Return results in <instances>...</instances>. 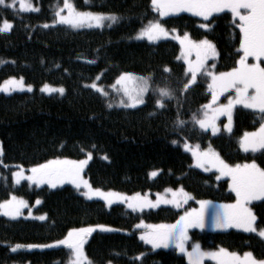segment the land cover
<instances>
[{"label": "trees", "instance_id": "trees-1", "mask_svg": "<svg viewBox=\"0 0 264 264\" xmlns=\"http://www.w3.org/2000/svg\"><path fill=\"white\" fill-rule=\"evenodd\" d=\"M71 2L78 11L118 19L95 28H72L54 23L63 0L34 2L37 12L0 5V23L7 19L13 25L8 32H0V84L10 77H22L35 88L32 92L0 94V203L13 195L26 200L30 207L39 200L33 212L46 217L8 219L0 215V264H69L71 251L67 247L31 250L27 246L48 245L71 229L96 225L115 230L94 232L86 240L84 251L93 264H188L174 249L152 250L136 228L141 221L151 225L173 223L181 209L131 211L121 204L107 207L101 201L87 200L72 186L50 189L26 182L15 185L11 175L16 167L29 169L57 158L81 160L91 152L83 175L93 188L143 194L183 187L194 197L186 207L198 200L233 203L235 196L228 181L193 167L191 156L181 145L212 147L229 165L255 160L264 168V149L243 152L239 146L244 133L257 130L264 122V113L239 107L234 111L230 133L213 136L203 131L192 117L201 116L202 106L210 99L208 77L198 74L196 82L184 91L190 75L186 76L180 60L179 45L172 40L150 43L135 36L150 21H159L179 35L187 33L194 41L207 39L218 53L207 67L216 73L227 72L237 66L242 54L238 51V21L234 22L229 12L208 20L184 13L160 18L151 0ZM122 73L149 78L142 105H116L110 86ZM93 83L108 95L91 88ZM42 85L62 87L64 92L46 95L37 89ZM160 88L172 92L171 99L164 98L163 108L156 104ZM153 171L157 172L155 177L150 175ZM250 208L257 217V227L264 228V200L251 203ZM190 239L204 250L224 248L239 255L251 252L264 260V240L255 233L192 230ZM16 245L22 247L13 251Z\"/></svg>", "mask_w": 264, "mask_h": 264}, {"label": "snow or ice", "instance_id": "snow-or-ice-1", "mask_svg": "<svg viewBox=\"0 0 264 264\" xmlns=\"http://www.w3.org/2000/svg\"><path fill=\"white\" fill-rule=\"evenodd\" d=\"M16 2L17 0H12L11 3H8L7 0H0V5L15 7ZM151 4L161 17L173 13L190 12L195 16L208 20L214 13L229 10L234 22L237 19L239 21L236 24L240 32L238 51L243 54L240 55L237 66L227 72L216 73L207 67V61L218 55L215 45L210 41L207 39L192 41L187 33L184 34L183 38L175 37L180 40L182 46L183 58L187 64L186 76L190 75V79L184 85V91H187L190 85L196 82L198 74L209 77L211 80L208 88L212 92V100L202 106L201 116L198 117L193 114L192 120L195 124H198L201 129L211 127L215 132L217 131L215 123L217 118L220 115L227 114L229 124L225 127L231 131L232 110L235 105L258 109L261 113H264V66H261L262 58H264V0H151ZM19 7L21 11H39L29 0H19ZM65 9L67 14H62ZM117 19L114 15L105 16L102 13L78 11L71 0H63V6L55 12L54 23L66 24L72 28L92 27L93 25L100 27L105 20L116 22ZM12 27V23L4 19L0 23V32H7ZM44 27H48V25L45 24ZM201 27L208 28V24H202ZM168 35L169 32L162 23L150 21L138 34V38L147 37L150 41H154ZM193 53L195 54L194 61L190 58ZM249 57L257 62L248 63ZM211 67L214 68L215 65ZM165 71L170 72L171 70L165 68ZM117 85L120 87L116 88ZM90 86L102 95H108L96 83ZM24 87H27L28 91L32 90L31 85H24L22 77L19 80L10 77L3 84H0V91L8 92L16 88L23 90ZM112 87L116 88L118 92L122 91L126 97V99H121L120 105L136 107L145 102L144 96L150 87L149 78L136 77L131 73H122ZM41 90L47 92L58 91L61 94L64 92L63 88L53 89L49 85H44ZM229 90H234L235 97L229 96L227 104L214 107L219 97ZM158 92L160 98L156 100V104L158 107L163 108L165 107L164 98L171 99L172 92L167 88H160ZM108 107H112V105L109 104ZM178 124L184 125L185 122L178 121ZM176 142L173 141V143ZM240 145L244 151L251 149L255 152L257 149H264V123L260 125L257 132H246L240 140ZM184 147L192 152L198 167L211 164L212 167L217 168L221 176L231 178L230 188L235 193V202L215 206V211L211 214L213 226L220 229L240 228L245 232L257 233L264 238V228L257 227V217L248 207V204L253 200H264V168L259 167L255 160L242 165H229L211 150L200 151L199 145L193 148L185 143ZM0 154H2V148H0ZM91 158L92 153L88 152L87 158L81 160L52 159L33 166L30 169L31 175L25 176L21 169L14 172L13 176L16 183L26 179L36 185L46 183L52 188H56L58 184L68 182L74 185L77 190L83 188L84 191L81 194L88 199L98 196L109 206L114 201L120 200L126 203L132 211L156 208L162 203L172 204L179 209L187 204L189 200L194 199L184 191L183 187L176 190L167 188L165 192L170 193L171 198L157 194L155 201L147 196H142L140 193L127 196L114 191L105 192L100 188H93L91 183L82 175ZM0 163H3V161L0 160ZM207 170L208 168L205 167V171ZM150 175L155 177L157 172L153 171ZM219 178L218 176L217 179ZM37 203H40V201L37 200ZM197 203L200 205L199 208H190L184 211L173 224L145 225L141 221L137 227H143L146 231L140 235V239L146 244H150L153 249L174 245L188 257L189 264H203L205 257L216 260L217 264H264V260L256 259L251 252H245L243 256L235 252H229L224 248H220L218 251L205 252L199 244H193L189 251L185 246L189 240L188 229H202L205 227L209 207L212 204L211 201L206 200H199ZM24 207H27V202L15 195L10 200L0 203V211L4 215L13 218L19 216L21 209ZM45 218L44 215L39 217L41 220ZM96 228L101 231H114V229L105 225L71 229L64 239L55 242V245H65L71 250L70 264H93L84 251V244ZM55 245H28L27 247H53ZM20 247L22 246L16 245L13 251Z\"/></svg>", "mask_w": 264, "mask_h": 264}, {"label": "rangeland", "instance_id": "rangeland-1", "mask_svg": "<svg viewBox=\"0 0 264 264\" xmlns=\"http://www.w3.org/2000/svg\"><path fill=\"white\" fill-rule=\"evenodd\" d=\"M37 1H39V0H29V2L34 6V7H36V8H38V6L34 3V2H37ZM7 2L8 3H11L12 2V0H7ZM63 6V3H62V5H61V7ZM15 7L16 8H18V10L20 11V12H37V11H21L20 10V7H19V0H17V2H16V4H15ZM153 7V6H152ZM60 8V7H59ZM58 8V9H59ZM157 12V11H156ZM224 12H229V13H231L229 10H225ZM182 13H184V14H189V15H192V16H195V15H193L192 13H190V12H180V13H173V14H169V15H167V16H164V17H161L160 15V18H165V17H168V16H174V15H178V14H182ZM62 14H67V10L65 9L64 10V12L62 13ZM159 14V13H158ZM216 14H219V13H214L213 14V16L214 15H216ZM232 15V14H231ZM105 16H108V15H105ZM195 17H198V18H200V19H202V20H205L203 17H199V16H195ZM212 17V16H211ZM211 17H209V18H211ZM233 17V16H232ZM208 18V19H209ZM108 20H105L104 21V23L105 22H107ZM237 21H238V19H237ZM155 22V21H154ZM239 22V21H238ZM103 23V24H104ZM55 24H61V23H55ZM64 25H66V24H64ZM147 26V25H146ZM95 27H97V26H95V25H93L92 27H88V26H84V28H95ZM80 28H82V27H80ZM144 28V27H143ZM142 28V29H143ZM141 29V30H142ZM167 29V28H166ZM141 30L137 33V35L135 36V38L137 39V40H144V41H147V42H150V43H157V42H159V41H163V40H172V41H175L178 45H179V47H180V60L185 64V67L187 68V64L185 63V61H184V58H183V52H182V46H181V44H180V40H178V39H176L175 37L176 36H179V37H181V38H183V36L184 35H179L176 31H173V30H169V29H167L168 30V32H169V35L167 36V37H162V38H160V39H158V40H154V41H150L147 37H142V38H138V34L141 32ZM8 32V31H7ZM190 38V37H189ZM190 40H192L191 38H190ZM192 41H194V40H192ZM243 54V53H242ZM241 54V55H242ZM217 57V56H216ZM216 57L215 58H210L208 61H207V63L208 62H210V61H214V60H216ZM193 61L195 60V54L193 53L192 54V56L190 57ZM257 61H255L253 58H251V57H249L248 58V63H256ZM261 66H264V58H262V61H261ZM134 76H136V77H143V76H141V75H136V74H133ZM9 79V78H8ZM8 79H6V80H8ZM20 78H17V80H19ZM6 80H4V81H6ZM117 80V79H116ZM4 81L1 83V84H3L4 83ZM23 82H24V80H23ZM211 82V80H210V78L208 77V84ZM116 83V81L112 84V85H114ZM24 85L25 86H27L28 84H26L25 82H24ZM150 85V84H149ZM51 88H53V89H59V88H62V87H56V86H51V85H49ZM32 87V90L31 91H28L27 90V87H24L23 88V90H21L20 88H16V89H14V90H11V91H8V92H4V91H0V94H5V95H9V94H13V93H22V92H32V91H34L35 90V88L33 87V86H31ZM44 87V85H42V86H40V87H38L37 89H38V91H40L41 93H43V94H46V95H51V94H61L60 92H58V91H51V92H47V91H42L41 89ZM91 87V86H90ZM120 86L119 85H117L116 86V88H119ZM92 88V87H91ZM116 88H113L112 86H110V90L112 91V93H113V95L115 96V100H116V105L118 106V107H124V106H122V105H120V101H121V99H126V97L123 95V92L122 91H117L116 90ZM210 90V89H209ZM149 91V90H148ZM148 91L145 93V96H146V94L148 93ZM210 99H209V101H208V103L212 100V92H211V90H210ZM145 96H144V98H145ZM229 96H232L233 98L235 97V92H234V90H229L228 92H225L223 95H221L220 97H219V99L216 101V104L214 105V107H216V106H219V105H221V104H227V102H228V97ZM207 103V104H208ZM140 105H142V104H140ZM140 105H137L136 107H138V106H140ZM136 107H124V108H136ZM239 107H241V108H245L243 105H235L234 107H233V110H232V120H231V125H230V128H231V131H232V127H233V116H234V111H235V109L236 108H239ZM245 109H249V108H245ZM249 110H255V111H259L258 109H249ZM260 112V111H259ZM216 128H217V131H215V132H213V130L211 129V127H209L208 129H202L203 131H208V132H210L211 133V135H213V136H215V135H219V134H221V133H230L231 131H229L228 130V128H226L225 127V125H228L229 124V120H228V115L227 114H224V115H220L218 118H217V120H216ZM264 123V122H263ZM198 125V124H197ZM198 127H199V125H198ZM200 128V127H199ZM260 128V127H259ZM259 128L257 129V130H254V131H251V132H247V133H252V132H257L258 130H259ZM201 129V128H200ZM245 134V133H244ZM244 134H243V136H244ZM242 136V137H243ZM241 137V138H242ZM241 138H240V140H241ZM186 143V142H185ZM185 143H183L182 145H181V147H182V149L185 151V152H187L190 156H191V158H192V165H193V167H195V168H197V169H199V170H202V171H205V167H207L208 168V170L207 171H205V172H212V173H215L216 175H217V177L219 176L220 178L219 179H225V180H227L228 181V187H229V190L233 193V195L235 196V193L231 190V188H230V184H231V178L229 177V176H221L220 175V173H219V171L217 170V168H215V167H212V165L211 164H207V165H205V167H198L197 166V161H196V159L193 157V155H192V152L191 151H188L185 147H184V145H185ZM188 144V143H187ZM188 145H190L191 147H195L196 145H191V144H188ZM239 146H240V149H241V151H243V152H253L251 149H249L248 151H244V149L243 148H241V145H240V141H239ZM199 150L200 151H205V150H211V151H213V152H215V153H217V151H215L212 147H207V148H205V149H201V148H199ZM259 150H261V149H257L255 152H258ZM254 153V152H253ZM218 154V153H217ZM219 155V154H218ZM220 157V156H219ZM86 159V158H85ZM221 159V158H220ZM242 165V164H241ZM87 166V165H86ZM85 166V167H86ZM234 166V165H233ZM23 170V172H24V175L25 176H28V175H31V172H30V169L31 168H29V169H25V168H22V167H16V169L15 170H13L12 171V175H11V179H12V182H13V184H15V185H18V184H20V183H22V182H26V183H28V184H30L31 186H36V187H42V186H46V187H48V188H50V189H55V188H52V187H50L48 184H41V185H36V184H34V183H31V182H29L28 180H26V179H22L21 181H20V183H16V179H15V177L13 176V173L14 172H17V171H20V170ZM84 170H85V168H84ZM84 174V171H83V173H82V175ZM84 176V175H83ZM85 178V177H84ZM86 179V178H85ZM65 185H69V186H72V187H74L75 188V186L74 185H72L71 183H68V182H65V183H63V184H58L57 185V187H61V186H65ZM56 187V188H57ZM179 189V188H178ZM80 190V192L82 193V191H84V189L83 188H81V189H79ZM173 190H176V189H173ZM103 191H105V190H103ZM105 192H107V191H105ZM114 192H116V191H114ZM117 193H121V192H117ZM121 194H124V195H127V196H132V195H134V194H125V193H121ZM157 194H160L161 196H165V197H167V198H171V194L170 193H166L165 192V190H163V191H161V192H156V193H143V194H141L142 196H147L149 199H151L152 201H155L156 200V198H157ZM86 198V197H85ZM21 199V198H20ZM87 200H97V201H101V202H103L107 207H110V206H112V205H114V204H121V205H123V206H125V208H127L128 210H131V209H129L128 207H127V204L126 203H124L123 201H120V200H116V201H114V203L112 204V205H108V204H106V202L102 199V198H100V197H98V196H93L92 197V199H88V198H86ZM235 199H236V197H235ZM10 200V199H9ZM24 200V199H23ZM24 201H26V200H24ZM190 201H194V199H191V200H189L188 201V203L187 204H184L183 205V207H181V208H179V209H181V214L180 215H182L183 213H184V211H186V210H188V209H190V208H199L200 207V205L197 203V201H195V205L194 206H190V207H186L188 204H189V202ZM199 201V200H198ZM206 201H208V200H206ZM258 201H261V200H253V201H251L249 204H248V207L250 208V204L251 203H253V202H258ZM27 202V201H26ZM212 202V201H211ZM235 202V201H234ZM233 202V203H234ZM40 203H37V201L35 202V204L33 205V206H29V204L27 203V207H24V208H22L21 209V214L19 215V216H16V217H10V216H6V215H4L3 214V212L2 211H0V215H2V216H4V217H6V218H8V219H18V218H24V219H36V220H41V219H39V217L40 216H42V215H36V214H34V212H33V210H34V208L35 207H37L38 205H39ZM223 203H217V202H212V204H211V206L209 207V212H208V216H207V218H206V225H205V227L204 228H190V229H188V236H189V240L186 242V248L190 251L191 250V248H192V245L193 244H198V243H195V242H193V243H190V231H192V230H200V231H203V230H228V229H235V230H238V231H242V232H245L243 229H240V228H235V227H232V228H227V229H220V228H215L214 226H213V223H212V212H214L215 211V206H217V205H222ZM229 204V203H228ZM159 207H172V208H175V209H177L174 205H172V204H160L158 207H156V208H144L142 211H144V210H155V209H157V208H159ZM252 210V209H251ZM132 211V210H131ZM137 211H141V210H137ZM179 219V218H178ZM176 221H174L173 223H175ZM173 223H169V224H173ZM140 224V223H139ZM138 224V225H139ZM145 224V223H144ZM145 225H151V224H145ZM154 225H158V224H154ZM94 227V226H93ZM84 228V227H83ZM111 228V227H110ZM136 228H138V227H136ZM113 229V228H112ZM138 229H140L141 230V233H143L144 231H146V229L145 228H143V227H139ZM115 230V229H114ZM94 232H113V231H101L99 228H96V230L94 231ZM93 232V233H94ZM255 234H257V233H255ZM67 235V234H66ZM66 235L62 238V239H64L65 237H66ZM258 235V234H257ZM259 236V235H258ZM260 237V236H259ZM260 238H262V237H260ZM62 239H60V240H62ZM88 239V238H87ZM263 240H264V238H262ZM48 245H55V242L54 243H51V244H48ZM85 245V244H84ZM146 245H148L152 250H158V249H174V250H176L177 251V253H179L180 255H182V256H184V258H185V260L187 261V263L189 264V261H188V257L184 254V253H182V252H180L174 245H170V246H168V247H160V248H155V249H153L152 248V246L150 245V244H146ZM55 247H67V246H65V245H55V246H53V247H32V248H30L31 250H33V249H45V248H55ZM29 248V247H28ZM68 248V247H67ZM202 249V248H201ZM220 249V248H219ZM219 249H215V250H204V249H202L203 251H205V252H210V251H218ZM71 251V250H70ZM240 256H243V254L242 255H240ZM205 262H211V263H213V264H217V261L216 260H213V259H211V258H209V257H205L204 258V261H203V264L205 263ZM69 264H70V261H69Z\"/></svg>", "mask_w": 264, "mask_h": 264}]
</instances>
